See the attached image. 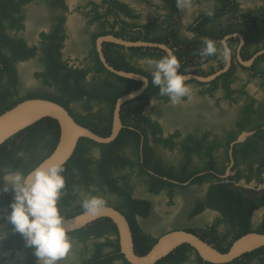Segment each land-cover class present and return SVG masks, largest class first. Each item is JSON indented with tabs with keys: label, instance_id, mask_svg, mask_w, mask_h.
<instances>
[{
	"label": "flooded vegetation",
	"instance_id": "obj_1",
	"mask_svg": "<svg viewBox=\"0 0 264 264\" xmlns=\"http://www.w3.org/2000/svg\"><path fill=\"white\" fill-rule=\"evenodd\" d=\"M107 36L172 48L191 98L173 105L151 83L144 58L164 55L162 47ZM204 37L225 40L231 59L202 58ZM108 66L147 77V86ZM141 87L121 103L113 140L81 137L88 139L89 161L95 160L88 172L93 178H65L62 217L84 211L81 201L90 194L103 197L126 218L138 256L176 231L222 252L248 232L264 234V0H193L183 11L175 0H0V113L28 98H46L107 136L117 99ZM55 124L58 133L7 139L16 160L0 156V184L7 172L27 173L51 152L59 137ZM78 165H70L72 171ZM12 199L11 189L0 191V264H39L7 219ZM68 234L71 248L57 264H136L122 251L118 225L109 217ZM149 264H264V246L212 262L181 242Z\"/></svg>",
	"mask_w": 264,
	"mask_h": 264
},
{
	"label": "clouds",
	"instance_id": "obj_2",
	"mask_svg": "<svg viewBox=\"0 0 264 264\" xmlns=\"http://www.w3.org/2000/svg\"><path fill=\"white\" fill-rule=\"evenodd\" d=\"M193 0H175L177 10L191 9ZM209 8L206 14L213 15ZM219 45V47H218ZM165 53L159 58L146 56L144 63L151 69V83L158 86L159 95L167 96L173 105L191 98L192 86L187 83L185 72H178L181 67L177 55L166 44L162 45ZM219 54L228 62L232 48L225 40L219 42L204 37L199 55L204 58ZM147 86V77L142 78ZM154 103V101H152ZM65 161L49 157L27 173L12 170L4 175L0 191L11 189L13 199L10 202L8 221L13 231L21 234L27 247L32 248L39 264H57L71 248V239L63 225V217L58 208L61 190L65 187ZM106 204L103 197L90 194L81 201V207L90 215H97Z\"/></svg>",
	"mask_w": 264,
	"mask_h": 264
},
{
	"label": "water",
	"instance_id": "obj_3",
	"mask_svg": "<svg viewBox=\"0 0 264 264\" xmlns=\"http://www.w3.org/2000/svg\"><path fill=\"white\" fill-rule=\"evenodd\" d=\"M104 38L130 45H157L160 47L164 45L154 42L125 41L124 39L115 36H107ZM101 40L102 39L98 40V50L100 52L101 61L106 64L105 57L101 51ZM109 68L118 74L143 80V76L136 73L116 70L111 67ZM143 87L135 91L125 93L117 99L113 113L112 129L110 134L107 136L100 135L83 124L77 122L68 112V110L56 101L40 97L22 100L0 113V145L26 127L31 126L44 117H49L57 121L59 126V137L51 152L40 162L46 160L49 157L64 160L66 162L74 153L81 137H87L100 143H107L113 140L121 128L119 112L121 103L124 100L139 94L143 90ZM100 216L109 217L118 225L121 249L125 253L126 257L132 263L136 264L152 263L155 259L161 257L166 251L172 249L181 242L192 243L196 246L204 259L212 262L230 261L242 253L251 250L252 248L261 245L264 246V234L258 232H248L236 239L228 250L222 252L216 248H213L212 246L207 245L196 235L183 230L163 235L160 237L159 241L153 245L149 253L143 256H138L134 254L132 250L133 243L131 239V231L126 218L119 211L108 206L101 208L99 213L95 216L88 214L84 210L75 215L63 218V225L67 231H71L85 226L88 222Z\"/></svg>",
	"mask_w": 264,
	"mask_h": 264
},
{
	"label": "trees",
	"instance_id": "obj_4",
	"mask_svg": "<svg viewBox=\"0 0 264 264\" xmlns=\"http://www.w3.org/2000/svg\"><path fill=\"white\" fill-rule=\"evenodd\" d=\"M55 122L56 121L52 120L49 117H44V118L40 119L39 121H37L36 123L32 124L31 126L26 127V129H24L23 131L15 134L13 139L17 140V139H23L26 137L27 140L32 141L34 139H37L41 134L42 135H48L50 132L54 133L55 130H57V133H58V127L55 124ZM46 126H49V128L46 129ZM57 138H56V141H57ZM11 139H12V137H11ZM10 140H7L0 145V151L2 150L0 152V156L1 157L4 156L3 159L6 160L7 162H9V160H16V158L13 157L14 153L16 151L12 153L10 150H7L6 143L10 142ZM85 140H88V139L87 138H80V140L78 141V145H77L74 153L70 156V158L68 159V162L66 163L67 165L65 166V171H64L63 175L65 176V178H70V179L78 177L80 180L84 181L85 183H89V181L93 178L92 176H89V174H88V172L90 171L89 165H91V163L93 164L95 160L89 161L90 157L87 156L88 151H87L86 147L83 146V143ZM95 144H99V143H95ZM99 146L104 147L103 144H99ZM52 149H53V147L51 148V150ZM78 163L80 165H78L77 168L74 171H72L70 165H74V164H78ZM95 171H96V169H95Z\"/></svg>",
	"mask_w": 264,
	"mask_h": 264
}]
</instances>
